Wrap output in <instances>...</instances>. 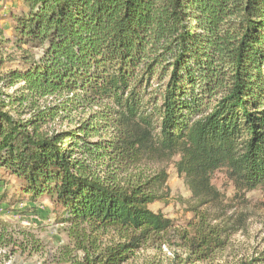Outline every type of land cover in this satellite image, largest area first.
<instances>
[{
	"label": "trees",
	"instance_id": "16d2710c",
	"mask_svg": "<svg viewBox=\"0 0 264 264\" xmlns=\"http://www.w3.org/2000/svg\"><path fill=\"white\" fill-rule=\"evenodd\" d=\"M22 3L14 43L39 55L5 73L13 93L0 89V187L19 181L0 204L47 196L82 252L71 264H125L169 234L189 261L208 260L228 229L206 207L214 174L238 194L264 187V0ZM78 108L75 127L43 129ZM153 159L171 160L191 192L184 229L150 208L167 195L165 169H140Z\"/></svg>",
	"mask_w": 264,
	"mask_h": 264
},
{
	"label": "rangeland",
	"instance_id": "374dc122",
	"mask_svg": "<svg viewBox=\"0 0 264 264\" xmlns=\"http://www.w3.org/2000/svg\"><path fill=\"white\" fill-rule=\"evenodd\" d=\"M25 9L22 0H0V32L3 39L0 57L4 61L0 69V89L9 94L20 84L4 87L7 83L5 73L22 66L24 53L34 59L39 55L38 50L29 49L28 46H23L22 53L14 43L13 19ZM58 103L59 100L53 96L38 101L40 107ZM87 113L83 108L68 112L60 109L43 129L75 127ZM28 116V113L24 114L25 118ZM140 169L147 172L165 169L168 176L167 195L162 201L152 203L150 208L172 219L175 229H184L188 221L193 219L191 207L194 203L191 192L183 177L176 172L173 162L169 159H153L142 163ZM211 183L219 196L206 207H210L213 214L221 218L220 224L226 221L228 225L226 244L221 250L206 261H189L177 234H169L171 238L165 243V248L142 247L125 264H264V187L235 193L233 184L222 171L214 174ZM18 187L19 181L11 178L8 184L0 187V193L5 188ZM14 201L8 195L6 202L0 204V264H71L73 256H81L82 252L75 248L74 238L69 233L72 228L59 222L47 196H42L36 202ZM111 235H101L102 243Z\"/></svg>",
	"mask_w": 264,
	"mask_h": 264
},
{
	"label": "built area",
	"instance_id": "2783aa9c",
	"mask_svg": "<svg viewBox=\"0 0 264 264\" xmlns=\"http://www.w3.org/2000/svg\"><path fill=\"white\" fill-rule=\"evenodd\" d=\"M163 247L165 248V245H163Z\"/></svg>",
	"mask_w": 264,
	"mask_h": 264
}]
</instances>
